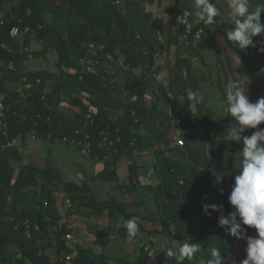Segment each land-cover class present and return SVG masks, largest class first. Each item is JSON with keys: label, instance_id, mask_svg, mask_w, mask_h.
Returning <instances> with one entry per match:
<instances>
[{"label": "trees", "instance_id": "obj_1", "mask_svg": "<svg viewBox=\"0 0 264 264\" xmlns=\"http://www.w3.org/2000/svg\"><path fill=\"white\" fill-rule=\"evenodd\" d=\"M191 1L175 0L164 27L150 11L144 10L146 3L153 4L147 0H0L3 13L0 61L6 66L0 75V95L7 107L8 133L5 137L0 130V264H152V254L143 244L135 258H130L127 254L112 256L67 241L65 235L72 230L66 223L58 224L63 218L55 195L59 191L65 193L72 205L87 208V214L92 217L135 219L141 230L145 229L139 217L158 224L160 228L146 231L164 239L165 253L168 248L175 249L183 243H199L200 251L183 264H206L213 247L221 248L222 255L231 260L236 242L246 243L218 225L220 212L209 209L211 214L205 216L202 207L204 203L223 205L225 215L234 210L228 196L243 147L226 138L225 131L234 118L226 113L227 121L218 120L210 108L201 105H196L197 110L193 111L185 88L175 92L176 97L185 98L183 110L175 107L172 116L164 108L172 100V94L165 83L155 78L161 73L157 55L173 43L178 45L179 36L185 35V43L194 55H201L199 39L204 29L201 23H192L193 16L189 31L184 29L185 25H178L181 32L176 35L171 32L172 25H177L176 17L183 11H191ZM254 1L255 5L264 4V0ZM250 3L254 10L253 2ZM136 11L142 13V18L136 17ZM261 22L264 23V12ZM13 25L21 30L17 39L9 35ZM26 28L28 32L24 33ZM161 33L166 34V44L159 38ZM196 33L200 34L199 39L195 38ZM20 38L23 44L34 38L52 50L57 72L26 70V52L13 48ZM253 39L256 46L242 50L226 36L228 46L241 56L247 77L244 84L249 86L250 100L255 102L264 96V52L258 50L264 46V34ZM2 44L7 48H2ZM119 55L123 56L117 71L120 86L114 74L98 69L102 61L111 63L110 58L116 61ZM91 57L97 58L98 63L94 73H87L85 65ZM227 59L231 66L230 58ZM9 62H13L14 69L7 67ZM173 67L185 73L188 92L199 90L200 81L188 58L177 59ZM23 76L31 87L10 93L6 84L19 83ZM219 88L226 107V92L220 85ZM64 101L74 109H65ZM195 121L200 123L209 152L205 145H172L171 123L184 127L176 131V136L188 140L187 127ZM258 127L264 128V122ZM102 131L108 132V139L113 141L111 146L103 142ZM252 131L255 129H249L245 135ZM32 134L41 140L70 144L78 149L89 142L88 156L101 166L97 177L116 183L126 193L140 183L139 155L150 156L154 179L140 184L150 194L155 216L148 218L131 210L134 205L143 206L141 200L129 202L118 197L100 200L88 181L65 180L63 172L49 160L41 166L26 161L17 147L1 148L8 139L19 137L24 141ZM124 159L129 160L128 183L120 184L116 166ZM210 168L226 173L222 183H215ZM29 192L33 196L31 200L27 196ZM119 231L123 234L127 229L121 226ZM256 234L254 228L248 227V235ZM72 253L74 257L67 262L65 257ZM171 264H176L175 257L171 258Z\"/></svg>", "mask_w": 264, "mask_h": 264}, {"label": "rangeland", "instance_id": "obj_2", "mask_svg": "<svg viewBox=\"0 0 264 264\" xmlns=\"http://www.w3.org/2000/svg\"><path fill=\"white\" fill-rule=\"evenodd\" d=\"M153 2V4H145L144 10L150 11L153 18L159 19L165 27L169 21L168 10L174 5L175 0H147ZM218 5L222 6L221 15L216 19V23L212 25L205 26L198 17L194 15L195 12V0L191 1V11L193 12L192 23H201L204 29V35L199 39L201 46V55H194L193 49H191L185 42L187 37L185 35L179 36L178 45L173 43L168 49L160 52L156 57V63L160 65L161 72H167L165 85L169 93L172 94V100L167 103L164 108L174 116L175 107L179 110H183L185 98L182 96H175L177 90L185 88L188 92L186 75L184 72H178L174 69L173 64L179 58H188L196 79L200 81V93L204 96V101L201 105L203 108H210L213 116L222 121H227L225 104L222 99L221 89L219 85L226 92V85L229 80L238 79L245 87L250 96L249 86L246 85L247 77L242 68L241 56L230 48L226 42V31L230 29L231 24L227 22L229 9L227 7L226 0H217ZM253 2V8L255 5ZM252 4V3H250ZM136 17L142 18V13L136 11ZM3 13L0 12V17ZM49 19V16L47 15ZM190 25L185 26V30L189 29ZM171 32L173 35L179 34L181 29L178 25L173 24ZM161 42L166 44V34L161 33L159 35ZM18 51L24 50L26 52L25 67L28 71H39L46 70L50 73L57 72L56 58L52 50H48L43 46V44L34 38H31L28 44H23V38L17 42L16 46H13ZM28 48L29 51L25 49ZM97 53V49L94 54ZM230 58V64H228V59ZM89 63L94 67L98 63L97 58H89ZM110 62L102 61L98 69L104 70L109 74H114L115 82L120 86L121 78L118 74V70L122 66L123 56L119 55L116 61L110 58ZM6 67L0 61V75L2 70ZM246 82V84H244ZM6 88L12 92H20V85L18 82L7 83ZM13 96H11L12 99ZM2 96L0 95V103ZM192 106L193 111L197 110L195 106ZM62 106L65 109H74V106L68 102H63ZM71 115L72 112L69 111ZM184 127L178 125V123H171L170 137L172 140V145L179 144V140H183V145L193 144L195 146L205 145L207 152H209L210 147L204 142V132L198 121L191 122L186 130L190 136L188 140L176 136V131L182 130ZM1 130V129H0ZM17 147L24 153V158L26 161H33L41 166H45L48 160L52 162L53 166L60 169L63 172L65 180L88 181L97 194L100 200L111 199L113 197H118L120 199H125L129 202L141 200L144 205H134L131 210L136 211L141 215H146L148 218H153L155 216V209L150 200V194L141 185L143 183L151 182L154 178L151 176L152 171L150 169V163L152 158L146 154H140L139 161V179L140 183L137 188L132 189L130 193H126L125 190L119 189L116 183H109L103 181L97 177L96 172L101 168L99 162L92 161L88 154L82 152V149H78L75 146H69L70 144H65L61 142H49L48 140H41L32 135H28L24 141L19 137H16ZM68 146V147H67ZM128 165L129 160L124 159L116 166V172L119 177L120 184L128 183ZM118 167V169H117ZM87 171V173H86ZM82 173V179L79 178L78 174ZM228 193L227 188H225ZM57 198V205L63 215L62 220L58 224L66 223L72 226V236L70 243L82 245L84 247L91 248L95 251H105L112 256H119L121 254H127L130 258H135L138 253L139 247L143 244L152 253L151 262L152 264H171V258L168 257L164 251L163 238L157 234L147 233L149 228H160L158 224L148 221L143 217H139L138 220L143 224L145 230L139 228L138 234L133 237L129 235L128 232L119 234V228L125 226L127 221H123L118 217L109 219L106 215H101L98 217H92L87 214V208H78L72 205L63 192L55 193ZM28 199H33L32 193H27ZM246 243L236 242L235 251L233 253L232 259L241 260L245 257ZM10 253L14 251V247L9 249ZM4 264V263H1ZM183 264V263H182Z\"/></svg>", "mask_w": 264, "mask_h": 264}, {"label": "clouds", "instance_id": "obj_3", "mask_svg": "<svg viewBox=\"0 0 264 264\" xmlns=\"http://www.w3.org/2000/svg\"><path fill=\"white\" fill-rule=\"evenodd\" d=\"M229 9L227 22L232 28L226 31L229 41L236 42L239 49L249 46L255 47L254 37L264 34V23L261 22V13L264 4L250 8V0H226ZM194 15L205 26L216 23L221 15L222 6L217 0H195ZM192 11H183L176 17L177 25L190 23ZM264 52V46L258 49ZM167 72L157 73L155 78L161 83L166 82ZM187 100L191 105H200L204 96L199 90L187 92ZM225 111L234 118L225 131L229 142L235 141L243 145L240 166L234 174V183L228 196L234 210L225 215L223 205L204 203L203 214L210 215L209 209L220 212L218 225L225 232L236 239L246 241L245 257L241 260L231 259L222 255L221 248L210 249V258L206 264H264V128L258 126L264 122V96L252 102L247 87L238 80H229L226 85ZM249 129H255L250 135H245ZM214 176L215 183L223 182L226 173L209 169ZM221 193L223 189L220 190ZM206 199V197H205ZM248 226L256 230V235H248ZM129 235L135 237L139 227L135 219H129L125 224ZM201 249L199 243L187 242L175 249H167L168 257H175L176 264H182L185 259L191 260Z\"/></svg>", "mask_w": 264, "mask_h": 264}, {"label": "built area", "instance_id": "obj_4", "mask_svg": "<svg viewBox=\"0 0 264 264\" xmlns=\"http://www.w3.org/2000/svg\"><path fill=\"white\" fill-rule=\"evenodd\" d=\"M187 31H189V29H187ZM24 33L28 32V29H24L23 31ZM9 35L12 39H17L19 38V36L21 35V30L19 28V26L17 25H13L10 30H9ZM195 38L196 39H199L200 38V34L199 33H196L195 34ZM2 48H7L5 44H2L1 45ZM26 51H29L28 48L25 49ZM7 67L9 69H14V64L13 62H9ZM85 72L87 73H94L95 72V67L90 64V63H86L85 65ZM19 85H20V92H23L25 91L26 89H29L31 87V84L28 83L27 81V78L25 76H23L20 81H19ZM6 110H7V107L5 106V104L3 103H0V129L2 131V134L3 136L7 137L8 136V133H7V121H6ZM87 119L89 120V122L92 123V119L90 117V115H87ZM101 136H102V140L104 143H108L110 146L113 144V141L112 140H109L108 139V132L107 131H102L101 132ZM33 137H35V135H33ZM16 138H11V139H8L7 142L3 143L1 145V148H5V147H10V146H14L16 144ZM179 144L182 146L183 145V140L180 139L179 141ZM89 145L90 143L89 142H85L83 144V148H82V152L85 153V154H88L89 153ZM106 158V157H105ZM79 178L82 179L83 175L82 173L78 174ZM67 227L69 229L72 230V226L70 224L67 225ZM71 236H72V232H68L66 235H65V239L67 241H70L71 239ZM152 253L150 252L149 255H151ZM75 253H72V254H69L65 257L66 261L69 262L71 260L72 257H74Z\"/></svg>", "mask_w": 264, "mask_h": 264}, {"label": "crops", "instance_id": "obj_5", "mask_svg": "<svg viewBox=\"0 0 264 264\" xmlns=\"http://www.w3.org/2000/svg\"><path fill=\"white\" fill-rule=\"evenodd\" d=\"M117 169H118V167H117ZM151 176H152V174H151Z\"/></svg>", "mask_w": 264, "mask_h": 264}]
</instances>
